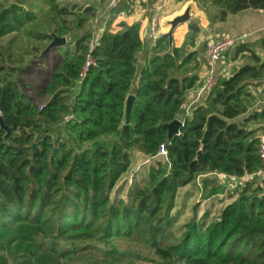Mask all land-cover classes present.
I'll return each instance as SVG.
<instances>
[{
  "label": "trees",
  "instance_id": "trees-1",
  "mask_svg": "<svg viewBox=\"0 0 264 264\" xmlns=\"http://www.w3.org/2000/svg\"><path fill=\"white\" fill-rule=\"evenodd\" d=\"M196 1L211 24L247 8L264 9V0ZM2 4L0 37L15 32L18 38L25 28L26 44L12 38L0 47V115L10 129L0 124V264H264L259 187L247 184L216 220L210 221L209 213L195 216L180 236L173 233L171 214L178 189L200 176L263 170L259 137L249 128L258 113L244 116L253 103L249 85L264 80V60L252 47L237 48L236 53L249 51V60L220 78L206 104L184 115L180 132L170 138L167 125L180 115L198 78L193 72L201 59L190 47L201 32L199 19L190 21L179 47L161 36L141 67V24L105 31L94 49L97 64L78 85L92 38L85 28L98 14L95 5ZM56 37L69 38L73 46L36 89L33 65L44 63L51 51L45 49ZM130 94L135 98L126 114ZM61 124L77 144L88 146L55 143ZM162 143L166 163L156 160L149 167L129 201L112 200L133 152L155 158ZM216 190L213 185L206 195Z\"/></svg>",
  "mask_w": 264,
  "mask_h": 264
},
{
  "label": "crops",
  "instance_id": "crops-1",
  "mask_svg": "<svg viewBox=\"0 0 264 264\" xmlns=\"http://www.w3.org/2000/svg\"><path fill=\"white\" fill-rule=\"evenodd\" d=\"M70 1L72 3L78 2L76 0ZM79 2H81V7L83 8L88 5H95V7L98 9L97 16L90 19L85 28L87 31L91 32L92 38H100L105 31L118 32L121 31L126 25H132L135 23L141 24L140 33L143 41V49L139 55L138 64L140 67L145 63H148L151 57L155 54L159 38L169 33L171 30V21L175 17L182 15L187 9L190 10L191 16L189 21L178 25L173 31V44L170 46L177 47L183 44L186 34L189 30L190 21L193 19L200 20L202 27L201 32L199 34L196 46L190 47V50H198V56L201 59V64L193 72L198 78L193 87L187 92V99L185 104L182 106V111L178 116L179 119H184V115H192L193 109L199 104H206V97L208 93L201 94L198 97L199 100L191 105L194 99H196L199 95L198 91L200 90L207 76L206 60L204 58L206 49L204 48L205 41L208 45L211 40H218L224 36H231L237 39L238 46L236 45L230 49L226 54L224 61L219 63L217 67V74L221 79L230 77L234 69L239 68L249 60V51L244 50L243 52L236 53L239 46L246 45L252 47L254 51L260 55L261 59L264 60V9L247 8L240 11L239 13L230 14L227 20L224 22L211 24L207 12L199 6L196 0H128L121 3L119 5L120 7L118 6L117 8L110 7L109 0H79ZM0 3H3V7H7L11 3V0H0ZM155 17L158 19L160 31V34L157 38H153L150 35L151 23ZM12 38L15 39L16 45L18 44L17 42H20L22 38L25 45V28L22 35L20 34L18 38H16L15 32L0 37V47L5 46ZM68 45L69 38H67V43L65 45L52 48L47 57L44 59L43 64L46 65V63H49L51 66L53 65L51 62L58 60L56 66L59 65V63L62 61V55L67 50ZM27 46L29 53L27 57L25 56V58L27 61H30V38L27 40ZM69 46L71 47L73 45ZM139 76L140 75L138 74L137 81L139 80ZM78 85H80V82H78ZM78 89L79 88L77 87L74 90V93H77ZM248 89L253 96V103L251 106H249V109L244 116H250L255 111L258 113L257 119H253L250 122L249 128L256 130V136L259 137L264 129V115L260 116V113H264V80L251 82ZM189 105L191 106L190 114H187L186 108ZM157 158L160 157L156 156L155 158H149L142 152L135 150L131 158V167L126 173L132 169L135 161H141V163H143L142 165H145L144 167H150V165H147L148 162L150 163L152 160ZM126 173L123 174V178ZM211 178H215L216 180L212 182L210 180ZM247 184L257 188L259 187V194L261 196L264 195V170L246 174L244 176L218 173L216 174V177H214V174H207L200 176L199 179L193 181L192 183L180 187L178 189L175 198V206L171 214L174 217L176 223H182V225L179 227L181 235L185 231V224L195 216L197 219H199L203 214L209 213L210 221L218 219L223 208L236 200L239 192ZM213 185L217 187V192L207 196L206 194L208 190L211 189ZM209 201L211 204L207 203ZM213 204H215L216 207L220 206L219 213L218 215L214 216V218L212 217L214 213H210L211 207L209 208V206H213ZM196 205L198 206L195 210L194 207ZM188 214H190V216L186 217Z\"/></svg>",
  "mask_w": 264,
  "mask_h": 264
},
{
  "label": "built area",
  "instance_id": "built-area-1",
  "mask_svg": "<svg viewBox=\"0 0 264 264\" xmlns=\"http://www.w3.org/2000/svg\"><path fill=\"white\" fill-rule=\"evenodd\" d=\"M128 1V0H109V6L112 8H117L121 3ZM157 17L154 18V20L151 23L150 27V35L153 38H157L160 34L159 31V24H158ZM99 38L93 37L91 38L90 42L88 43L87 52L85 56V62L82 65L80 72H79V82L83 81L90 69L97 64V59L94 56V49L96 45L98 44ZM238 44L237 39L233 38L231 36H224L218 40H211L204 53V58L206 60V69H207V76L206 79L201 86L199 92V95L196 99L191 103L193 105L195 102L199 100V96L201 94L209 93L215 86L219 84L220 78L217 74V67L219 63L224 61L226 54L230 49L235 47ZM187 114H190L191 106L189 105L187 108ZM68 118V117H67ZM182 121V125L184 124V119H180ZM258 153L259 157L263 164V170H264V129L262 133L259 135V144H258ZM158 156H162L166 158L167 160V147L166 143H162Z\"/></svg>",
  "mask_w": 264,
  "mask_h": 264
},
{
  "label": "rangeland",
  "instance_id": "rangeland-1",
  "mask_svg": "<svg viewBox=\"0 0 264 264\" xmlns=\"http://www.w3.org/2000/svg\"><path fill=\"white\" fill-rule=\"evenodd\" d=\"M78 2L72 3L71 5H74L76 8L81 7V2H79V0H76ZM78 3V4H77ZM53 58V57H51ZM57 61L51 62L53 65H49V63H46V65L42 64H35L33 65V71L34 74L30 75V80L31 83H33V85L36 87V89L38 88H42L50 79L51 77V68L53 66H56ZM38 100V99H37ZM200 105V104H199ZM197 107V106H196ZM64 124H61V126L57 129L56 134L53 136V140L55 141V143H61V141H67L68 145H72L76 148H85L88 145L87 144H77L76 141H74L73 139L70 138V136L64 131L63 128ZM161 161H163L164 163H166V158L159 156ZM152 160V162H148L147 165H152L155 163V161L157 160ZM143 163H141V161H135L132 169H130V171L128 173H126V175L123 177H121V179L118 181L117 185L115 186V188L113 189L112 193H111V199L114 200L116 198H123L126 199L127 201H129V195H130V191L133 190L134 188H136L137 185L142 184L147 178H148V169L149 167H144L145 165H142ZM145 169V170H144ZM209 204H211V202H207ZM216 204V203H215ZM215 204H213V206H209V208L211 207L210 213H214L212 215V217L214 218V216L218 215L219 213V207L220 206H215ZM193 210V209H192ZM190 214H188L189 217ZM187 219V218H186ZM191 219V218H190ZM212 221V220H211ZM180 225H182V223H176L174 222L173 224V233L175 236H180L181 232H180Z\"/></svg>",
  "mask_w": 264,
  "mask_h": 264
},
{
  "label": "water",
  "instance_id": "water-1",
  "mask_svg": "<svg viewBox=\"0 0 264 264\" xmlns=\"http://www.w3.org/2000/svg\"><path fill=\"white\" fill-rule=\"evenodd\" d=\"M190 10L187 9L182 15H179L177 17H175L172 21H171V30L169 31V33L167 34L169 37V43L170 45L173 44V31L174 29L185 22H188L190 19ZM67 43V38L66 37H56L53 41H51L49 43V45L46 47L45 52L50 51L52 48L56 47V46H62L65 45ZM133 100H134V95H130L127 99V114L129 112L130 107L133 104ZM0 124L2 125V127L8 131H10L9 127L5 124L4 119L2 116H0ZM168 129H169V137H173L174 135L178 134L180 132V128L182 126V121L179 118L174 119L171 123H169L168 125Z\"/></svg>",
  "mask_w": 264,
  "mask_h": 264
}]
</instances>
